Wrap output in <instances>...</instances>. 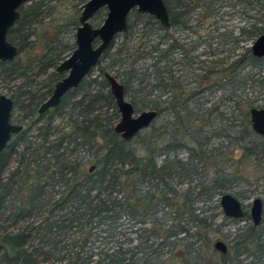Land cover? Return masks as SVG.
Returning <instances> with one entry per match:
<instances>
[{"label": "trees", "instance_id": "trees-1", "mask_svg": "<svg viewBox=\"0 0 264 264\" xmlns=\"http://www.w3.org/2000/svg\"><path fill=\"white\" fill-rule=\"evenodd\" d=\"M217 1L179 0L174 8L170 0H165L169 28L162 27L153 16L133 10L123 43L115 47L112 42L100 56L96 65L100 78L89 74L63 96L57 107L50 109H66L65 129L56 140L49 138L51 116L44 117L48 111L39 114L38 107L62 76L55 67L75 47L78 14L73 12L66 18H54L55 14H51L47 21L51 6L45 0H30L21 8L20 19L7 34L8 40L17 45L18 55L11 61L0 62V80L22 79L7 89L13 99L11 120L15 110L24 111V118L30 120L29 128L34 127L36 133L34 139H29L21 131L0 153V264H120L126 260L151 264L149 260L154 258L157 264H164L165 248L180 254L181 264L189 259L194 261L191 264H204L197 250L202 246L215 256L218 253L222 259L226 257L227 253L213 248L211 231L217 218L212 208H218L219 197L228 193L235 182L236 172L219 164L225 160V149L221 140H214L215 135L224 138L227 134L216 117L211 116L218 108L207 107L204 111L210 122L208 127L215 125L219 130L213 136L196 135L195 132L202 133L203 127L191 106L197 102L198 92L188 89L195 68L191 76H175L173 66L191 68L202 60L198 61L197 55L189 56L180 47L184 49L182 60L174 62L172 56L179 47L176 38L167 33L175 25L188 28L193 14L198 20L215 15ZM235 2L256 4L264 13V0ZM131 14L138 22H130ZM136 24L142 27V38L159 31L164 34L153 46L142 39V44L149 48L136 49L128 62L131 54H126L128 47L124 44L135 34ZM252 25L249 29L242 26L238 37L247 35L255 39L264 33V25ZM246 57L256 62L264 60L253 56L248 48L232 66L239 68ZM145 58L152 62L138 66ZM104 59L109 60L108 65H101ZM177 67L175 70H179ZM107 69L115 71L112 75L123 84L135 110L141 105L140 109L157 112L150 128L130 140H123L113 130L119 113L104 77ZM215 72L208 69L207 74ZM41 75L45 77L35 79ZM260 82L264 85V76ZM203 105L201 102L200 107ZM251 107L248 105L236 126L241 127V132L256 134L250 126ZM160 114L172 115V122L166 120L156 127L154 121ZM195 126H200L198 131L192 130ZM85 146L90 150L89 159L81 153ZM259 146L245 149L248 156L260 162L264 160V142ZM182 152L186 157L181 156ZM13 155L16 164L4 176ZM6 221L10 224L3 225ZM35 240L40 245L32 246ZM100 240L107 241L106 246H94ZM233 242L244 253L249 247L264 250V218L257 226L248 223L236 233Z\"/></svg>", "mask_w": 264, "mask_h": 264}, {"label": "rangeland", "instance_id": "rangeland-1", "mask_svg": "<svg viewBox=\"0 0 264 264\" xmlns=\"http://www.w3.org/2000/svg\"><path fill=\"white\" fill-rule=\"evenodd\" d=\"M81 0H45L48 6H51V13L45 17V20H49L51 14H55L54 18H63L69 16L73 12L79 14L81 5L87 1L81 2ZM208 2V0H206ZM215 15L206 17L205 19L198 20L195 18V14L192 15L194 19L188 24L191 26L189 29L177 26L167 31V33L172 34V38H176V43L178 44V51H176L172 56L173 61L177 62L183 56V50L188 51L189 56L197 55V60L202 62H197L193 64L191 68H184L181 64H175L173 66L175 76L183 74L192 75V68H195V76H192L191 84L188 86L189 90H195L198 92L197 102L191 103V106L195 112H197L198 121L203 124V127H200L202 133L195 132L196 135L202 134L204 137L215 135L219 129L215 128V125L208 127V122L205 108H218L216 111H213L212 117L216 119L223 126L224 133L227 134V137L215 138V143H218L219 140L225 149V160L222 163H219L222 167H225L227 170H233L235 174V182L233 183V188L229 192L233 193L244 205L247 211H249L250 204L253 198L260 197L264 202V160L258 161L253 156H248L246 153V147L257 148L259 145L264 142L262 136L256 134H249L241 132L239 126H236L243 119L244 112L247 111L248 105L253 107H263L264 108V85L261 84L260 80L264 76V60L255 61L254 59L246 57L244 62L239 66H232L233 61H236L241 55L245 54L246 49H250L251 44L254 41V38H250L247 35H241L238 37L241 27L249 29L253 26V23H257V27H263L264 25V13L258 10L256 4L253 5H241L237 4L235 0H218L215 4ZM197 10V9H196ZM198 11V10H197ZM105 10H101L97 16V19L92 20L93 24H97L103 20L105 17ZM200 14V11H198ZM198 14V15H199ZM203 15V14H202ZM56 16V17H55ZM261 18V22H257L256 19ZM135 22L134 18L130 17V22ZM138 22V21H136ZM135 22V23H136ZM140 24L134 25L133 30L135 34L131 35V38L125 41V47H128L126 54H131V58L128 59V62H131L135 56V50L143 51L147 50L150 46H153L155 42L159 41L158 37L164 34V31H159L158 34L151 37L142 38V29ZM252 28V27H251ZM140 34V35H139ZM148 38V39H145ZM142 39L148 40V44H142ZM235 39H239L235 42ZM124 41L123 33L117 34L114 38V46L117 47L121 45ZM227 41V42H225ZM115 47L111 49V52L114 51ZM184 49H182V48ZM125 54V55H126ZM226 59V60H225ZM130 60V61H129ZM225 61V62H224ZM148 64L152 62L151 58H145L139 62L138 66H144L143 64ZM218 62L219 64H216ZM256 63L253 65L252 63ZM109 60L104 59L101 62V65H108ZM258 64V65H257ZM178 66V67H177ZM179 68V70H175ZM203 67V69L201 68ZM208 69L215 70L217 72L212 74H207ZM227 69L225 72H218V70ZM188 70V71H187ZM111 74H115L113 70H106ZM101 72L98 67H94L90 73V76L100 78ZM41 77L35 78L40 80ZM119 80V79H118ZM22 79L13 77L10 80H0V94L10 95L8 92L9 86H15ZM120 81V80H119ZM138 86V85H137ZM136 87V86H135ZM137 88V87H136ZM127 100H132L128 95H125ZM194 96V97H195ZM204 105L200 107V103ZM239 103V105H238ZM199 105V106H198ZM137 108L136 113H139L143 109ZM250 107V106H249ZM203 108V109H202ZM200 109V110H199ZM64 110L54 112L49 110L44 116H51L52 130L50 133V140H56L60 132H62L65 124L66 115H64ZM223 113V116L219 113ZM219 115V116H218ZM200 116V117H199ZM25 112L15 110L13 122L22 123L23 130L29 139H34V134L36 133L34 127L29 128L30 120L24 118ZM203 117L202 119H200ZM173 116L168 114H160L157 119L154 121L156 127L161 126L165 121L172 122ZM198 126L192 127L193 131L199 130ZM218 127V126H216ZM147 127L146 129H149ZM216 132V133H215ZM195 135V134H194ZM22 143H20L19 147ZM190 147L194 148L192 142H188ZM94 150V148H92ZM82 155L85 158L91 156L90 150L87 146L81 149ZM258 150V149H257ZM181 156L186 157V153L182 152ZM16 164L15 156L9 160L8 168L4 172V176L7 175L8 171L12 169ZM89 165V164H88ZM8 202V201H7ZM213 205V204H212ZM215 205V204H214ZM206 207V206H203ZM212 212L217 213V218L213 230L211 231L212 244L215 240H222L226 243L228 247L227 255L222 259L217 253L215 256L214 252L206 251V247L202 246L197 247L199 256H201L204 264H223L225 262H236L237 264H264V250L258 248H248V252L244 253L241 247L235 248L233 246V241L235 240V235L237 232H241L247 224L249 223L248 219L233 221L229 218H226L221 211V208L218 203V208H212ZM125 219V225H128L129 222ZM128 223V224H127ZM10 224L9 221L3 223V225ZM240 230V231H239ZM104 240L96 241L94 246H99L102 248L106 246ZM136 240L132 242L135 244ZM40 245L37 240L32 241V246ZM31 248V244L29 245ZM97 250V249H94ZM163 256L164 264H181L182 257L180 254L176 253L173 248L166 249ZM251 251L253 254H251ZM254 254L256 258H254ZM253 255V256H252ZM197 260H200L199 258ZM151 264H157V260L150 259ZM194 261L189 259L185 264H191ZM43 264H63L57 261H46Z\"/></svg>", "mask_w": 264, "mask_h": 264}, {"label": "water", "instance_id": "water-1", "mask_svg": "<svg viewBox=\"0 0 264 264\" xmlns=\"http://www.w3.org/2000/svg\"><path fill=\"white\" fill-rule=\"evenodd\" d=\"M28 1L0 0V62L11 61L18 55V48L7 39V33L20 18L19 7ZM103 7L106 9V15L102 23L99 26H93L90 22L91 18ZM132 9L152 15L162 27L169 26L168 11L163 0H87L81 6L78 17L75 47L56 67L58 72H66V75L55 82L51 94L39 105V114L57 107L63 95L70 89L76 88L92 71L114 37L127 30V16ZM250 50L253 56L264 57V33L254 39ZM104 77L119 113L113 130L123 140H130L138 132L150 126L157 112L147 109L136 113L132 103L125 97L123 84L109 72H105ZM12 109V99L5 94H0V153L12 136L18 134L23 128L22 124L11 122ZM249 114L251 129L256 134L264 135V108L251 107ZM218 203L226 217L240 219L244 216L241 201L233 194L229 192L222 194ZM261 215L262 200L260 197H255L250 207L253 225H259ZM213 248L221 254L228 252V247L222 240H215ZM120 264L133 263L126 260Z\"/></svg>", "mask_w": 264, "mask_h": 264}, {"label": "flooded vegetation", "instance_id": "flooded-vegetation-1", "mask_svg": "<svg viewBox=\"0 0 264 264\" xmlns=\"http://www.w3.org/2000/svg\"><path fill=\"white\" fill-rule=\"evenodd\" d=\"M29 1H30V0H29ZM29 1L26 2L25 4H23L22 6L19 7L18 10H19V12H20V17H21V8L24 7L26 4H28ZM163 1H164L165 6H166L165 0H163ZM85 2H86V1H85ZM85 2H84V3H85ZM170 2H171V5H172L174 8H176V7L178 6V3H177V2H179V0H170ZM84 3H83V4H84ZM83 4H82V5H83ZM82 5H81V6H82ZM166 8H167V6H166ZM101 10H105V11H106V9H105L104 7H103V8H100V9L95 13V15L91 18L90 22H91V24H92L93 26H99V25L102 23L103 20H102L101 22L97 23V24H93V23H92V20L94 19V17L96 16V14H97L98 12H100ZM133 10H135V9H132V10L129 12L128 16H127V30L124 31V32H121V33H125V32L128 31V25H129V24H128V23H129V22H128V19H129V15H130V13H131ZM80 11H81V7H80ZM135 11H136V10H135ZM167 11H168V9H167ZM136 12H137V11H136ZM138 13H139V12H138ZM79 14H80V12H79ZM79 14H78V17H79ZM141 14H147V13H141ZM105 15H106V12H105ZM149 15H150V14H149ZM151 16H152V15H151ZM19 19H20V18H19ZM19 19H17V20H19ZM103 19H104V18H103ZM168 19H169V15H168ZM17 20H16V21H17ZM156 20H157V19H156ZM16 21H15V23H16ZM158 22H159V21H158ZM15 23H14V24H15ZM78 25H79V21H78ZM13 26H14V25H13ZM77 27H78V26H77ZM77 27H76V28H77ZM169 27H171V26L169 25L168 27H164V28H169ZM175 27H177V26L175 25V26H173L172 28H175ZM190 27H191V26L188 24V28H187V29H189ZM10 28H11V27H10ZM10 28H9V29H10ZM76 28H75V30H74V43H75V31H76ZM8 31H9V30H8ZM7 34H8V33H7ZM118 34H119V33H118ZM116 36H117V35H116ZM116 36H115V37H116ZM115 37H114V38H115ZM7 39H8V38H7ZM113 41H114V39H113ZM113 41H112V42H113ZM11 43H12V42H11ZM13 44H14V43H13ZM15 45H16V44H15ZM16 46H17V45H16ZM17 48H18V47H17ZM16 57H17V56H16ZM16 57H15V58H16ZM15 58H14V59H15ZM5 62H6V61H5ZM60 62H61V61H60ZM60 62H59V63H60ZM59 63H58V64H59ZM58 64H57V65H58ZM56 67H57V66H56ZM56 67H55V70H56ZM56 72L62 75L61 78H62L63 76L66 75V72H58L57 70H56ZM90 73H91V72H90ZM90 73H88L87 76H88ZM87 76H86V77H87ZM86 77H85L84 79H86ZM61 78H60V79H61ZM60 79H59V80H60ZM84 79H83V80H84ZM83 80H82V81H83ZM82 81H81V82H82ZM56 82H57V81H56ZM73 89H75V88H73ZM70 90H72V89H70ZM70 90H69V91H70ZM69 91H68V92H69ZM66 93H67V92H66ZM66 93H65V94H66ZM2 94H3V93H2ZM65 94H64V95H65ZM5 95H6V94H5ZM64 95H63V96H64ZM7 96H8V95H7ZM9 97H10V95H9ZM10 98H11V97H10ZM62 98H63V97H62ZM11 99H12V98H11ZM12 101H13V99H12ZM50 109H52V108H50ZM50 109H49V110H50ZM49 110H47V111H49ZM47 111H45V112H47ZM11 122H12V120H11ZM14 123H15V122H14ZM19 124H22V123H19ZM22 126H23V124H22ZM22 130H23V128H22ZM22 130H21V131H22ZM21 131H20V132H21ZM20 132H19V133H20ZM19 133H18V134H19ZM16 135H17V134H16ZM257 135H259V134H257ZM14 136H15V135H14ZM14 136H12V138H13ZM259 136L264 137V135H259ZM12 138H11V140H12ZM11 140H10V141H11ZM8 144H9V143H8ZM8 144H7V145H8ZM7 145H6V147H7ZM6 147H5V148H6ZM5 148H4V149H5ZM235 197H236V196H235ZM261 200H262V199H261ZM241 204H242V207H243V209H244V216H243L242 218H240V219H241V220L248 219V220H249V223H252V220H251V217H250V208H249V211H247L246 208H245V205H244L242 202H241ZM250 207H251V204H250ZM224 216H225V215H224ZM225 217H226V216H225ZM226 218H229V217H226ZM263 218H264V202H263V200H262V215H261V221H260V223L262 222V219H263ZM229 219H230V220H233V221H238V220H240V219H233V218H229ZM260 223H259V224H260ZM252 224H253V223H252ZM254 226H255V225H254ZM256 226H257V225H256Z\"/></svg>", "mask_w": 264, "mask_h": 264}]
</instances>
